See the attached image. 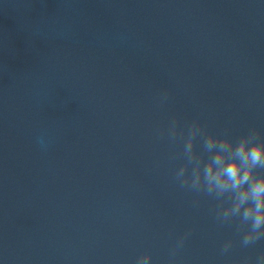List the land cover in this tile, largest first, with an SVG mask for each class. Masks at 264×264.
<instances>
[{"label": "clouds", "instance_id": "obj_1", "mask_svg": "<svg viewBox=\"0 0 264 264\" xmlns=\"http://www.w3.org/2000/svg\"><path fill=\"white\" fill-rule=\"evenodd\" d=\"M168 93L161 94V103ZM163 132L161 136H163ZM170 141L183 140V163L175 171L174 179L181 189L211 197L220 203L214 210L221 224L235 223L242 233L241 246L248 247L264 239V138L256 129L249 130L233 141L227 133L208 132L196 120L187 125V131L178 128L174 118L167 129ZM202 140V151L197 152V138ZM39 143L43 147V140ZM195 203V202H194ZM187 234L171 250L174 258L183 247ZM233 242L226 241L222 253H228ZM150 253L137 258L136 264H150ZM244 264H250L248 260ZM255 264H264V253Z\"/></svg>", "mask_w": 264, "mask_h": 264}]
</instances>
